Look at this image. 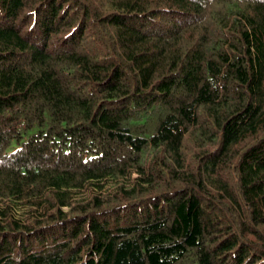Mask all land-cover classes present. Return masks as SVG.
<instances>
[{
  "label": "trees",
  "instance_id": "obj_1",
  "mask_svg": "<svg viewBox=\"0 0 264 264\" xmlns=\"http://www.w3.org/2000/svg\"><path fill=\"white\" fill-rule=\"evenodd\" d=\"M0 264H264V0H0Z\"/></svg>",
  "mask_w": 264,
  "mask_h": 264
}]
</instances>
